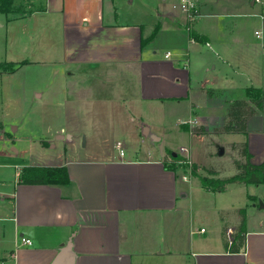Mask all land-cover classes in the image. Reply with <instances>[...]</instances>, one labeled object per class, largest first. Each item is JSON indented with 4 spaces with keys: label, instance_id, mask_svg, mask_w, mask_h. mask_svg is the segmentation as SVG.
I'll use <instances>...</instances> for the list:
<instances>
[{
    "label": "crops",
    "instance_id": "0c3cea01",
    "mask_svg": "<svg viewBox=\"0 0 264 264\" xmlns=\"http://www.w3.org/2000/svg\"><path fill=\"white\" fill-rule=\"evenodd\" d=\"M195 1L200 13L193 22L195 40L180 0H150L125 12L119 0H44L43 7L5 14L8 20L59 19L62 37L54 47L56 56L47 62H53L57 74L74 77L72 95L68 89L58 103L62 115L68 119L76 113V121L73 129L63 126L58 137L76 142L84 134L85 141L78 150L65 146L55 153L48 151L56 143L50 147L52 141L34 138L33 145H41L38 158L17 164L11 177L0 176V264H51L71 240L74 264H264V222L253 227L247 218L245 245L231 250L224 238L228 240L230 227L232 239L239 230V209L233 206L232 220L222 219L218 207L203 209L201 200L213 190L204 188L182 163L168 168L165 146L163 151L145 150L124 131L118 140L123 152L86 147L96 141L94 134L84 132L88 125L116 127L123 120L132 122L136 136H142V127L150 131L168 123L202 136L197 128L209 132L215 125L224 127L230 100L250 101L246 88L264 90V0ZM156 27L154 39L143 44ZM70 64L72 70H61ZM248 118L245 132L225 130L237 137L221 148L235 151L233 146L247 140L252 161L260 164L264 105ZM184 123H190L188 130ZM238 152L235 159L243 160ZM191 154L199 171L205 165ZM35 164L64 165L70 180L20 182V168ZM212 171L222 177L219 170ZM261 193L249 194L260 198L254 207L264 201ZM210 218L214 229L209 234L201 220ZM22 237L32 243L23 244Z\"/></svg>",
    "mask_w": 264,
    "mask_h": 264
},
{
    "label": "rangeland",
    "instance_id": "374dc122",
    "mask_svg": "<svg viewBox=\"0 0 264 264\" xmlns=\"http://www.w3.org/2000/svg\"><path fill=\"white\" fill-rule=\"evenodd\" d=\"M149 1L119 0V7L125 12L132 8L145 7V3H149ZM16 3L26 11L45 5L44 0H16ZM16 14L18 15V13ZM61 28L58 18L8 20L5 14H0V61H29L25 64L17 63L22 65H17L18 68L13 72L0 69V118L4 123L5 130H0L1 177L13 176L17 164H26L29 157L38 158L41 145L37 143L34 146V138L36 141L43 138L52 141L50 147L54 143L57 144L54 149L49 148L48 152L53 150L57 153L60 148L65 146L72 150H78L79 145L81 148L84 146V134L78 137L79 140L77 139L76 142L58 137L63 126L66 129H73L74 123L72 122L76 121V113L70 114L66 119L62 115L58 103L60 97L65 96L68 89L69 94L72 95L73 92L70 91L73 89L74 77L57 74L58 71H54L53 62H47L51 56H56L54 47L60 44ZM64 66H60L63 71L72 70L73 67L71 64ZM180 113H184L183 108ZM91 114L98 116V113H89L88 116ZM175 116L176 114L169 117L174 118ZM169 120L172 122L171 119ZM174 124L168 123L166 124L168 127L163 128L153 126L148 133H146V127H142V136L134 134V125L128 120H123L120 126L116 127L112 125L96 128L88 125L84 132L94 134L96 141L87 143L86 147L89 150L97 149L100 146L118 149V140H122L121 133L125 131L133 139L131 143L137 147L145 150L153 147L159 151L160 142L151 138L154 133L162 136L166 149L180 150L182 144L189 147L195 158L206 166H202L199 171L197 169L201 174H213L212 168L219 170L223 178L239 172L235 158L239 157L238 148L241 152V143L232 145L236 149L235 151L231 147H227L223 154L220 153V148L226 142L225 140L237 137L235 133L228 134L223 131V128L219 129L218 125H215L213 131L204 132L202 136H198L189 134ZM195 125L199 126V123H195ZM221 132H225V134H221ZM65 137H67L66 134ZM116 148L115 150H117ZM186 168L189 170V167ZM186 184L189 185V183ZM262 191L264 192L263 184L260 187H255L245 182H230L227 183L226 189L223 191L207 192L208 196L201 200V206L203 209L218 207L221 218L228 217L230 220H232L233 210H236L233 206L239 209L238 212L246 208V223L248 218L250 226L258 227V220L264 222V201L261 200L258 203L259 206L256 207L254 204L260 199ZM251 193L259 195V197L253 198L249 195ZM201 221V224H205L209 228L207 233L210 234L214 229V224L211 223L213 218ZM224 239H226V235Z\"/></svg>",
    "mask_w": 264,
    "mask_h": 264
},
{
    "label": "trees",
    "instance_id": "16d2710c",
    "mask_svg": "<svg viewBox=\"0 0 264 264\" xmlns=\"http://www.w3.org/2000/svg\"><path fill=\"white\" fill-rule=\"evenodd\" d=\"M24 13L26 10L16 3V0H0V14H11ZM157 27L153 30V33L150 37L143 40V44H147L154 39L156 36ZM190 33L194 36H198V33L193 28V25L190 28ZM17 68V63L14 61H0V69L4 71H15ZM211 91L210 89L208 92ZM246 94L250 98V101L246 99L234 98L230 100L228 106V118L225 122L223 130L234 131V132H245L247 130L248 117L254 112H259L262 110L264 105V90L262 87H248L246 88ZM189 129V124L184 123ZM4 128V123L0 118V129ZM197 132H205L204 127L196 129ZM241 153L245 156L243 160H236V166L238 168V173L229 175L226 177H217L214 175H204L197 171V164L193 163L191 172L199 177L201 184L206 189H211L213 191H223L226 189L227 183L230 182H240V183H255V184H264V162L260 164L254 163L252 161V153L249 150L248 141L245 140L242 143ZM166 166L168 168L174 169L175 162L183 160L185 157L179 152L174 150L166 149ZM171 160L169 161V158ZM188 167V164L185 165ZM19 181L26 183H46V184H55L59 182H68L70 177L68 175V169L64 165H24L20 168L19 171ZM246 208L240 211L241 221L239 230L234 234V241L231 245L229 241L225 239V244L229 246L231 250L239 251L245 245V232H246Z\"/></svg>",
    "mask_w": 264,
    "mask_h": 264
},
{
    "label": "built area",
    "instance_id": "2783aa9c",
    "mask_svg": "<svg viewBox=\"0 0 264 264\" xmlns=\"http://www.w3.org/2000/svg\"><path fill=\"white\" fill-rule=\"evenodd\" d=\"M179 8L181 10V12L183 13V15L186 17L187 19V28L190 30L191 26L193 25V22L200 16V13H199V8L197 6V3L195 0H180L179 2ZM256 34L258 36H262L263 34V31L261 30H257ZM192 40H195V36L193 35L192 36ZM209 46H211L210 42H206ZM171 54H173V52L170 50L168 51V53L166 54V56H171ZM121 142H118V148L121 147ZM121 149V148H120ZM121 152H123V150L121 149ZM179 153L181 155H183L185 158L183 160H180L178 161L179 163H182V164H188V167H189V172L191 171L192 169V166H193V160H192V154H191V150L189 147L187 146H181L180 150H179ZM185 179H187V176H184ZM205 229L202 228V231H204ZM228 240H229V244H232L233 243V239H232V232H233V229L230 227L228 229ZM22 243L23 244H31L32 241L30 238L28 237H22Z\"/></svg>",
    "mask_w": 264,
    "mask_h": 264
},
{
    "label": "water",
    "instance_id": "95a60500",
    "mask_svg": "<svg viewBox=\"0 0 264 264\" xmlns=\"http://www.w3.org/2000/svg\"><path fill=\"white\" fill-rule=\"evenodd\" d=\"M146 133H148V128L145 129ZM61 137L63 135H60ZM151 138H153L155 141H159L160 142V149L161 151L164 150V141L161 138L160 135L158 134H152ZM224 149L221 148L220 149V153H223ZM75 256H76V252L73 249V242L68 241L67 243L63 244V246L61 247V249L59 250V252L54 256L51 264H74L75 263Z\"/></svg>",
    "mask_w": 264,
    "mask_h": 264
}]
</instances>
